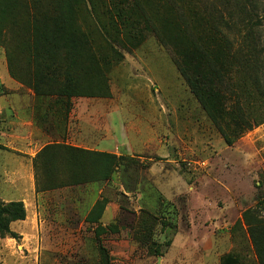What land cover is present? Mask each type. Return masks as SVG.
I'll return each mask as SVG.
<instances>
[{
    "label": "rangeland",
    "instance_id": "obj_1",
    "mask_svg": "<svg viewBox=\"0 0 264 264\" xmlns=\"http://www.w3.org/2000/svg\"><path fill=\"white\" fill-rule=\"evenodd\" d=\"M203 2L214 15L227 17L233 4L238 19L247 9L249 22L264 23V0ZM50 3L12 0L0 9V134L9 133L14 112L30 117L31 105L37 125L19 131L36 151L32 184L24 189L30 198L21 200L27 226L12 222L17 237H0V264H219L227 252L241 264H257L236 224L245 208L264 198V122L226 144L181 77L170 45L152 34L126 48L105 40L81 3L74 35L85 53L102 55L97 61L109 95L59 94L63 61L45 70L46 77L33 63L36 27L65 51ZM253 32L262 43L263 25H254ZM84 70L85 61L78 60L72 78L80 88L89 80ZM263 116L253 112L254 118ZM65 146L129 162L107 179L78 182L84 167L90 173L94 167L85 153ZM1 192L2 201L19 197L14 187ZM101 198L106 202L100 219L86 222Z\"/></svg>",
    "mask_w": 264,
    "mask_h": 264
},
{
    "label": "trees",
    "instance_id": "obj_2",
    "mask_svg": "<svg viewBox=\"0 0 264 264\" xmlns=\"http://www.w3.org/2000/svg\"><path fill=\"white\" fill-rule=\"evenodd\" d=\"M28 1L34 4L37 0ZM50 1L54 27L58 32L62 33L63 30L57 40L64 38L65 51L60 53L58 43L52 42L53 39L45 31L36 27L33 63L40 75L46 77L50 72L45 70L63 61L65 83L59 94L109 95L107 78L97 61L102 59V55L97 58L85 53L79 48V39L74 35L76 29L73 18L78 12L76 5L81 3L86 7L87 18L94 21L96 31L103 33L105 40L108 38L126 48L125 44L137 46L147 34H152L160 44L170 45L174 49L181 77L201 108L215 123L226 144H231L242 130L264 122V116L253 117L257 109L264 112V39L262 43H257L253 32L254 25H263L264 28V23L261 20L249 22L251 11L245 9L247 19H238L232 4L226 8L227 17L221 11L219 15H214L210 11V4L204 0ZM11 3L12 0H0V9ZM241 25H245L243 33L240 31ZM238 36L241 37L239 44L234 41ZM78 60L85 61L84 71L89 77L87 84L81 88L72 78ZM34 90L39 91L37 87ZM251 93L256 96L251 97ZM65 147L85 153L88 163L94 167L93 173L84 167L78 182L107 179L117 167L126 166L129 162L127 157L104 151ZM105 202V198L97 199L87 212L85 221L97 222ZM261 206H264V198L245 208L235 223L243 231L244 238L250 241L257 264L264 262L256 240L253 218ZM25 216L26 210L21 200H0V237H17L10 224L23 220ZM242 224L245 228H242ZM219 264H241V261L236 253L228 252L221 257Z\"/></svg>",
    "mask_w": 264,
    "mask_h": 264
},
{
    "label": "crops",
    "instance_id": "obj_3",
    "mask_svg": "<svg viewBox=\"0 0 264 264\" xmlns=\"http://www.w3.org/2000/svg\"><path fill=\"white\" fill-rule=\"evenodd\" d=\"M19 100L17 103L22 104V99ZM28 103L33 104V99L32 101L26 102V104ZM34 109L36 110V107L31 105L30 117H28V115L22 116L19 111L14 112V120L9 121V133L7 134L6 132H2L0 134V145L3 146L2 148L0 147L1 193L7 194L11 192L13 187L18 190L19 193V197L8 199L5 198L6 201L24 200L30 198V194H26L24 189L25 187L29 188L32 184V160L36 151L33 148L34 144L32 139L27 137L28 135H21V132L19 131L20 127L24 125L26 128L30 129L33 126H37L34 122ZM260 129L261 137L263 138L264 126ZM7 135L10 137L8 138ZM253 219L255 220L253 227L256 240L261 249V255L264 262V206L259 207L255 211ZM20 223H23L24 227L27 226L25 218L20 220ZM242 228H245L244 224H242Z\"/></svg>",
    "mask_w": 264,
    "mask_h": 264
},
{
    "label": "water",
    "instance_id": "obj_4",
    "mask_svg": "<svg viewBox=\"0 0 264 264\" xmlns=\"http://www.w3.org/2000/svg\"><path fill=\"white\" fill-rule=\"evenodd\" d=\"M157 264H159V262H157Z\"/></svg>",
    "mask_w": 264,
    "mask_h": 264
}]
</instances>
